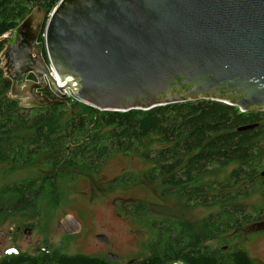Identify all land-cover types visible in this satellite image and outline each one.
I'll list each match as a JSON object with an SVG mask.
<instances>
[{"label":"trees","instance_id":"16d2710c","mask_svg":"<svg viewBox=\"0 0 264 264\" xmlns=\"http://www.w3.org/2000/svg\"><path fill=\"white\" fill-rule=\"evenodd\" d=\"M60 1L0 0V38L33 9L51 13ZM4 47L5 42H0V54ZM11 87L0 60V165H7L5 173L37 166L46 172L0 187L1 200L16 197L19 204L18 214L12 209L9 218L24 227H43L50 218L47 212L65 203L79 173L100 174L118 154L139 156L151 167L143 174L117 177L111 188L131 187L144 177L158 183L162 196L185 208L218 210L198 226L180 219L152 221L151 255L129 264H257L243 249L212 250L206 243L264 220V205L241 203L264 190V112L241 113L237 107L211 100L113 112L74 97L48 108L28 109L6 97ZM83 108L84 112H75ZM253 124L259 127L238 131ZM232 163L238 166L228 179L206 180ZM130 208L136 214L146 211L143 203ZM145 221L149 224V218ZM51 257L54 261L49 264H115L84 254ZM9 259L16 264L18 258Z\"/></svg>","mask_w":264,"mask_h":264},{"label":"water","instance_id":"95a60500","mask_svg":"<svg viewBox=\"0 0 264 264\" xmlns=\"http://www.w3.org/2000/svg\"><path fill=\"white\" fill-rule=\"evenodd\" d=\"M0 42L6 97L24 108L74 97L113 112L201 100L264 112V0H61L51 13L33 9ZM59 225L83 230L72 214ZM249 227L264 231V220Z\"/></svg>","mask_w":264,"mask_h":264},{"label":"rangeland","instance_id":"374dc122","mask_svg":"<svg viewBox=\"0 0 264 264\" xmlns=\"http://www.w3.org/2000/svg\"><path fill=\"white\" fill-rule=\"evenodd\" d=\"M84 111V108L75 109L76 113ZM237 166V163H232L221 174L206 180L224 181ZM150 167L139 156L118 154L100 174L79 173L65 203L47 212L50 218L43 223V227H38L29 236L17 232L16 225L20 223L17 221L15 225L14 218L12 220L8 217L17 198L0 199V250L4 253L10 248L30 250L46 243L67 255L84 254L106 258L107 252H111L119 257L115 264H129L151 255L148 242L154 235L152 221L180 219L198 226L203 218L218 210L201 206L185 208L176 199L162 196L158 183H151L144 177L137 185L111 188L117 177L125 173L143 174ZM6 169L7 165H0V187L46 172L41 166L17 169L11 173H5ZM263 191L243 199L241 203L262 207ZM137 203L145 204L146 211L133 213L130 206ZM66 214L76 216L84 224V230L78 237H67L60 227L59 220ZM145 218H149V224ZM98 235H106L108 244L97 239ZM206 245L212 250L243 249L257 264H264V231L253 230L249 226L209 241Z\"/></svg>","mask_w":264,"mask_h":264},{"label":"flooded vegetation","instance_id":"af4514ba","mask_svg":"<svg viewBox=\"0 0 264 264\" xmlns=\"http://www.w3.org/2000/svg\"><path fill=\"white\" fill-rule=\"evenodd\" d=\"M41 42H43V41L41 40ZM28 80L36 81V78H35V76L33 74H30L28 76ZM42 94L43 95H47V96H49L51 98L55 97L48 88L43 89L42 90ZM51 94H52V96H50ZM253 113L260 114L261 112H253ZM15 204H16V208H14V209H16V210L13 211L14 213L12 212V214H16L17 215L18 214V210H19V204H18V202H16ZM13 218H12V220H13ZM17 221H15V225H16ZM16 226L18 227L17 228V232L24 233L26 236H29L28 232H29L30 229H32V234L35 231V229L33 227H29V226L24 227L22 225L19 226L18 224ZM83 230H84V224H83ZM83 230L79 234H74V235H68L66 233L65 234L69 238L78 237L80 234H82ZM103 243L104 244H108V241L107 242H103ZM44 246H47L46 243L39 244V246L33 247L30 250H22V249H18L17 248V249H15L16 250L15 253H13V252L9 253L8 252L12 248L7 249L6 253H4L5 251L2 252L0 250V264H12V263H10L12 261L9 258H11L13 256L18 258L16 260V264H46V263L49 264V263L54 261L53 257H51L52 255H56L57 254V255H63V256H71V255H67V254H65V253H63L62 251H59V250L41 248V247H44ZM48 246H50V245H48ZM107 254L108 255H106V258H102V259H105V260H108V261H112L114 263L115 261L110 258L111 252H107ZM95 257H97V256H95ZM136 260H138V259H136Z\"/></svg>","mask_w":264,"mask_h":264},{"label":"bare ground","instance_id":"6f19581e","mask_svg":"<svg viewBox=\"0 0 264 264\" xmlns=\"http://www.w3.org/2000/svg\"><path fill=\"white\" fill-rule=\"evenodd\" d=\"M60 85H61V83H60ZM72 99V98H71Z\"/></svg>","mask_w":264,"mask_h":264},{"label":"built area","instance_id":"2783aa9c","mask_svg":"<svg viewBox=\"0 0 264 264\" xmlns=\"http://www.w3.org/2000/svg\"><path fill=\"white\" fill-rule=\"evenodd\" d=\"M9 253H10V251H9Z\"/></svg>","mask_w":264,"mask_h":264}]
</instances>
